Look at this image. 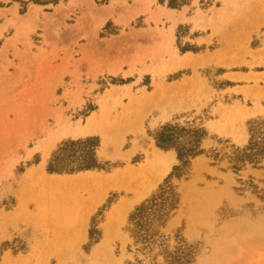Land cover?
I'll return each mask as SVG.
<instances>
[{
    "label": "rangeland",
    "instance_id": "1",
    "mask_svg": "<svg viewBox=\"0 0 264 264\" xmlns=\"http://www.w3.org/2000/svg\"><path fill=\"white\" fill-rule=\"evenodd\" d=\"M180 1L176 8L168 0H60L24 12L14 2L0 6V264H124L132 259L127 215L176 160L166 172L149 167L158 179L140 197L108 188L85 220L82 207L102 193L99 185L42 182L140 169L150 153L147 130L176 116L202 123L205 150L218 139L243 145L246 123L264 117V0ZM173 86L184 94L147 102ZM89 122L97 131H83ZM136 133L138 147L126 157ZM93 135L98 157L116 168L45 172L60 141ZM249 177L264 189V167L234 174L203 154L176 182L180 205L164 231L180 228L201 243L194 264H264V195L251 192ZM98 210L101 238L91 246Z\"/></svg>",
    "mask_w": 264,
    "mask_h": 264
},
{
    "label": "trees",
    "instance_id": "2",
    "mask_svg": "<svg viewBox=\"0 0 264 264\" xmlns=\"http://www.w3.org/2000/svg\"><path fill=\"white\" fill-rule=\"evenodd\" d=\"M59 1L0 0V6L4 2L7 4L14 2L19 5L20 12H24L29 4L54 6ZM106 1L100 0L102 3ZM181 4L183 1L176 3V0H168L167 7L176 8ZM185 51L194 50L182 49V52ZM262 130L264 117L252 119L246 123L247 139L243 145H235L229 139H218V146H211L207 150L202 147L207 131L195 118L182 119L176 116L152 130H147V135L158 149L174 153L176 163L157 187L129 211L124 231L131 240L127 245V251L132 253V259L125 260L124 264H194L201 252V243L187 241L180 228L170 232L164 231L180 205V193L176 182L187 179L192 161L203 154L213 163L225 161L227 168L234 174H238L247 166L253 169L263 168ZM98 147L99 138L94 135L64 139L50 152L44 170L49 175L85 171L110 172L117 164L101 160L97 155ZM246 186L255 195L259 193L261 196L264 195V189H258L252 177L248 178ZM99 213L98 210L89 222L88 239L91 246L98 243L101 238V231L95 224Z\"/></svg>",
    "mask_w": 264,
    "mask_h": 264
},
{
    "label": "bare ground",
    "instance_id": "3",
    "mask_svg": "<svg viewBox=\"0 0 264 264\" xmlns=\"http://www.w3.org/2000/svg\"><path fill=\"white\" fill-rule=\"evenodd\" d=\"M26 17H32V14L29 13V14H26V16H24V17L21 16L20 18H18V21L19 20L23 21L24 18H25V20H27ZM98 17H101V16H98ZM184 59H186V58H184ZM182 63L183 64L184 63H188L189 64L190 62H189V60H185V61L183 60L179 64H182ZM187 85H188V83H187ZM185 86L186 85H184L183 87H185ZM183 87L178 86L176 88V86H175V88H176L175 89L174 86H173V88L171 90H167V91L165 90V92H163V93L155 94L147 102L148 103H152L153 101H155V102L156 101H160L159 99H161L162 101H167L168 100L169 102L174 101L177 97H179L178 95L183 93V90H181ZM132 123H134V122H132ZM95 125H94L93 122L92 123L89 122V124H87L85 126L83 131H85V132L97 131ZM119 134H121V133L117 132L115 137L117 135H119ZM106 136H108V138L107 137L104 138V143H108L109 139L113 137L112 134L109 131L106 134ZM138 138H139V135L132 139L133 140V142L131 141L132 142V146L126 152V154H125L126 157L130 156L135 151V149L138 147ZM149 139H150V142L147 145V147L150 148V153L148 154V157L146 159V165H144L140 169L128 170V171L120 172V173L116 172V173L110 174L108 176H106V175H104V176L103 175H101V176H95V175L76 176V177H72V178H68V179H64V180H60V179H57V178H49V179L47 178L42 183H44L45 185H48V186L51 185V186H57V187H62V188L69 187V189L70 188L71 189H78V188L90 186L92 184L99 185L100 192L102 191V193L99 196L98 195L97 196L94 195L93 198L90 199L89 202L86 205H84L85 207H82L81 217L80 218H82V220H85L87 218L88 212L92 208H94V206L96 204H98L102 200V198L104 197L105 192H106V190L108 188L125 189V190H128V191L136 193V196L140 197L143 194H145L146 191L148 190V188L151 185H153L156 182V180L158 179V175H155V174L154 175H150L151 173H149V170H148L150 166L152 167V165H157V167L160 168L161 172H166L169 169L172 160H175L174 153L172 151H162V150L158 149L154 145L153 140L151 138H149ZM52 142L53 141H49L48 144H46L45 147L42 148V154H43L44 157L48 156V153H49V151H50V149L52 147V144H51ZM141 182L145 183L142 188H140L141 185L138 186ZM185 187H187V186H185ZM184 194H185V192H184ZM173 218L174 217H172V220H173ZM110 230H111V225H108L107 226V237H109V235H110Z\"/></svg>",
    "mask_w": 264,
    "mask_h": 264
},
{
    "label": "snow or ice",
    "instance_id": "4",
    "mask_svg": "<svg viewBox=\"0 0 264 264\" xmlns=\"http://www.w3.org/2000/svg\"><path fill=\"white\" fill-rule=\"evenodd\" d=\"M262 138H264V130L261 131Z\"/></svg>",
    "mask_w": 264,
    "mask_h": 264
}]
</instances>
